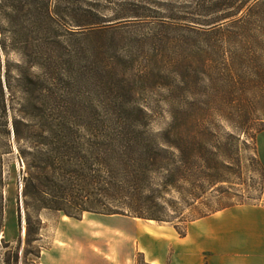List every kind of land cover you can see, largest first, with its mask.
<instances>
[{"label":"trees","instance_id":"obj_1","mask_svg":"<svg viewBox=\"0 0 264 264\" xmlns=\"http://www.w3.org/2000/svg\"><path fill=\"white\" fill-rule=\"evenodd\" d=\"M81 3L85 0H0V236L5 229L10 185L5 157L13 153V136L25 166L22 207L28 248L39 241L40 216L45 210L76 220L92 213L185 224L212 215L218 210L196 204L209 190L241 177V137L246 138L243 144L247 147L264 131V126L249 128L248 116H239L243 106L238 104L250 99L264 102V38H246L252 10L264 0H189L180 20L210 38L209 52L201 54L225 56L223 65L228 71L243 64L253 73L240 83L230 78L222 87L214 81L206 88L205 108L192 103L193 114L168 123L143 111L127 115L73 113L67 90L71 76L62 70L58 50L67 26L72 30L85 26L79 21L68 22L86 16L78 13ZM118 9L119 19L139 17L145 10L135 4H119ZM239 38L242 43L237 42ZM12 55L18 58L16 63L10 61ZM216 63L210 58L203 60L199 66L202 82L209 81V70ZM188 68L195 67L190 63ZM191 83L187 82V90ZM214 105L234 130L230 146L233 166L225 160L227 143L219 142L217 152L208 148L211 138L219 141L212 131L214 122L195 114L208 112ZM158 126L162 129L154 132ZM258 164L264 182V166ZM170 193L181 195L180 201L167 199ZM21 209L19 198L20 224ZM35 256L41 259V251Z\"/></svg>","mask_w":264,"mask_h":264},{"label":"rangeland","instance_id":"obj_2","mask_svg":"<svg viewBox=\"0 0 264 264\" xmlns=\"http://www.w3.org/2000/svg\"><path fill=\"white\" fill-rule=\"evenodd\" d=\"M119 4H135L145 10L139 13V17L119 19ZM188 6L189 0H85V3H81L78 13L87 17L69 18L68 22L79 21L85 26L82 30H72L67 26L60 37L62 45L58 50L62 70L68 71L71 76L67 90L73 113L127 115L141 114L143 111L168 123L178 116L193 114L192 103L205 108L208 103L206 88L214 81L222 87L230 78L240 83L241 79L252 74V69L243 64L228 71L223 65L227 59L225 56L222 59L220 54H201L209 50L210 38L201 36V33L193 31L180 20ZM247 36L264 38V3L252 10ZM237 42L242 43L243 38ZM257 53L262 51L258 50ZM206 58L214 59L217 63L214 69L211 66L209 70V81L202 82L204 77L200 74L199 66ZM10 61L16 63L18 58L12 55ZM190 63L194 69L188 68ZM189 79L192 83L190 90H187ZM238 104L243 106L239 116H248L250 129L264 126L263 101L241 100ZM212 107L214 109L208 112H194L214 122L212 131L216 136L218 134L219 141L216 137L211 138L208 148L217 152L219 142L227 143L225 160L233 166L235 157L230 146L234 130L222 118L219 108L215 105ZM155 129L154 132H158L162 128L158 126ZM263 134L264 131L258 134L255 142L249 141L247 147L243 144L246 138L241 137V177H233L232 183L221 185L220 189L209 190L196 206L211 207L213 211L218 210L216 213L235 207H244L243 212L250 208L264 209V182L260 179L258 164L260 161L263 165L259 151ZM12 144L13 153L5 157V171L10 185L6 191L5 229L0 236V264H44L47 258L75 255L76 251L84 255L85 249L72 247H77L79 242L87 244L98 241L106 242L111 246V255L125 259L127 264H146L147 256L163 259L165 264H197L198 252L189 247L197 241V237H188L196 221L186 224L178 220L173 223H151V220L128 217L123 218V229L115 231L105 226L102 215L86 213L81 220H76L59 212L45 210L40 216L42 229L39 241L28 248L26 217L22 207L21 173L25 166L19 158L13 136ZM181 197L178 193L166 195L167 199L176 201H180ZM179 207L183 209L182 205ZM188 212L186 210L185 214ZM169 214L172 215V211ZM242 217H245L244 213ZM237 219L241 220L234 219L232 225L238 223ZM127 227L135 230L142 227L147 231L151 239L147 248L141 246L143 240L136 231L132 233ZM227 237L226 233L222 234L223 240ZM38 251H41V259L35 256ZM91 251L98 256H106L101 249L92 247Z\"/></svg>","mask_w":264,"mask_h":264},{"label":"crops","instance_id":"obj_3","mask_svg":"<svg viewBox=\"0 0 264 264\" xmlns=\"http://www.w3.org/2000/svg\"><path fill=\"white\" fill-rule=\"evenodd\" d=\"M260 155L264 165V134L260 144ZM244 207L226 209L214 215L196 221L191 227L188 237H197V241L191 243L198 252L197 264H264V209L250 208L243 212ZM243 213L245 217L243 216ZM222 215V216H221ZM105 226L120 231L125 223V216H104ZM238 223H234V219ZM141 220V219H136ZM236 220V221H237ZM154 223L155 221H149ZM244 222V224H242ZM224 223V224H223ZM223 228L226 229L223 231ZM233 230H230V229ZM129 229V227H127ZM143 240L141 246L147 248L150 239L147 231L142 227L129 229ZM226 233L228 239L222 238ZM151 240V239H150ZM92 247L101 249L106 256H98L91 251ZM74 249H85L84 255L76 251L75 255L54 256L47 258L44 264H127L125 259H118L111 255V246L104 241L96 243L79 242ZM146 264H165L163 259L148 258Z\"/></svg>","mask_w":264,"mask_h":264}]
</instances>
